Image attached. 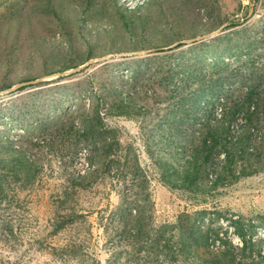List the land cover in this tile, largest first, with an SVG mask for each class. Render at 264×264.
<instances>
[{"label":"rangeland","instance_id":"374dc122","mask_svg":"<svg viewBox=\"0 0 264 264\" xmlns=\"http://www.w3.org/2000/svg\"><path fill=\"white\" fill-rule=\"evenodd\" d=\"M257 72L264 0H0V173L30 168L0 176V264L114 261L139 206L161 227L206 209L264 264V171L197 200L163 182Z\"/></svg>","mask_w":264,"mask_h":264},{"label":"trees","instance_id":"16d2710c","mask_svg":"<svg viewBox=\"0 0 264 264\" xmlns=\"http://www.w3.org/2000/svg\"><path fill=\"white\" fill-rule=\"evenodd\" d=\"M240 77L239 87L233 88L237 97L218 101L219 111L212 119L202 121L204 131L199 141L195 135L188 136L186 157L180 167L176 171L167 168L163 182L168 188L187 192L197 200L218 192L219 188H228L240 178L264 171V74L257 72L255 78L251 73H243ZM29 174L30 168L24 166L2 170L0 176L21 180ZM139 207L138 212L129 211L123 220L125 247L116 255L118 258L106 264H119L124 259L121 252L129 257L123 264H258L260 255L254 257L251 240L242 231L236 233L240 245L231 240L220 242L217 228H210V222L204 223L206 209L186 210L173 224L161 227ZM64 251L84 252L86 264H100L90 257L95 254L91 247Z\"/></svg>","mask_w":264,"mask_h":264}]
</instances>
